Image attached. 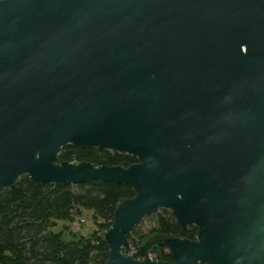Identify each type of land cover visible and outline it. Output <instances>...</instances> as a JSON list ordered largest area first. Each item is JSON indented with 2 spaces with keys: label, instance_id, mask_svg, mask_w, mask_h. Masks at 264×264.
Here are the masks:
<instances>
[{
  "label": "water",
  "instance_id": "obj_1",
  "mask_svg": "<svg viewBox=\"0 0 264 264\" xmlns=\"http://www.w3.org/2000/svg\"><path fill=\"white\" fill-rule=\"evenodd\" d=\"M69 145L137 162L60 163ZM24 176L133 190L106 264H264V0H0V191ZM160 210L195 240L126 256Z\"/></svg>",
  "mask_w": 264,
  "mask_h": 264
},
{
  "label": "trees",
  "instance_id": "obj_2",
  "mask_svg": "<svg viewBox=\"0 0 264 264\" xmlns=\"http://www.w3.org/2000/svg\"><path fill=\"white\" fill-rule=\"evenodd\" d=\"M86 160L98 167L119 163L122 168L137 162L128 155L76 145L64 147L59 155L60 163ZM133 195L131 188L116 183L96 181L58 187L35 184L25 176L19 178L11 189L0 191V264H106L108 247L99 234L112 226L119 203ZM82 209L93 212L96 230L87 237L73 234L70 240H64V233H71L70 227L82 215ZM147 219L153 220V226L146 235L139 233L137 226L128 236L129 245L134 247L133 259H139V245L146 237L196 238V229L181 230L169 210H160ZM57 222L66 225L55 233ZM150 254L160 262L173 261L165 248H154Z\"/></svg>",
  "mask_w": 264,
  "mask_h": 264
},
{
  "label": "rangeland",
  "instance_id": "obj_3",
  "mask_svg": "<svg viewBox=\"0 0 264 264\" xmlns=\"http://www.w3.org/2000/svg\"><path fill=\"white\" fill-rule=\"evenodd\" d=\"M82 215L79 216L76 219V223H73L70 227L71 233H64L63 239L64 240H70L73 234H76L78 236H82V237H87L89 236L93 231L96 230L95 225L92 222V217H93V212L90 209H82L81 210ZM84 220V223H78V220ZM66 225L65 222H57L56 226L53 228V232L58 233L62 230V228ZM153 226V220H148L147 218L144 219L138 226L139 229V233H143V234H147L148 231L152 228ZM104 234V232L100 233L99 236L102 237ZM156 238H158L157 236H149L146 237L145 239H143L140 242L139 248L147 241H152L155 240ZM134 252V247H132L131 245H129L128 250L124 251V254L126 256H131L132 253ZM150 256H152L150 254V251L148 253ZM153 257V256H152ZM140 260V257L139 259Z\"/></svg>",
  "mask_w": 264,
  "mask_h": 264
},
{
  "label": "built area",
  "instance_id": "obj_4",
  "mask_svg": "<svg viewBox=\"0 0 264 264\" xmlns=\"http://www.w3.org/2000/svg\"><path fill=\"white\" fill-rule=\"evenodd\" d=\"M78 223H82L83 224L84 223V220L80 219V220H78Z\"/></svg>",
  "mask_w": 264,
  "mask_h": 264
}]
</instances>
